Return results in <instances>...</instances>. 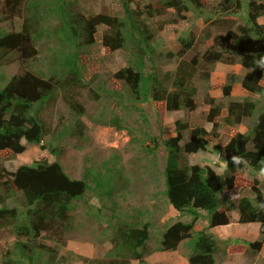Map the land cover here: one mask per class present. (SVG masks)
<instances>
[{
  "label": "trees",
  "instance_id": "1",
  "mask_svg": "<svg viewBox=\"0 0 264 264\" xmlns=\"http://www.w3.org/2000/svg\"><path fill=\"white\" fill-rule=\"evenodd\" d=\"M187 1L200 10L209 0ZM86 4L84 0H0L4 22V29H0V68L15 61L19 70L6 79L0 76V236L12 239L0 254V264H67L75 260L71 253L61 252L66 248L67 235L75 228V203L87 194L94 195L117 219L109 237L110 248L102 258L88 264H144L151 225L143 219L153 214L150 209L155 205L147 209L142 194L132 202H116L117 190L127 187L130 180L123 175L120 156L112 155L95 167L85 168L80 179L71 177L58 160L65 152L60 146L64 139L85 134L82 118L86 111L79 92L87 88L92 99L102 94L121 99L125 92L134 102L152 100L159 113L194 111L198 95L194 81L209 83L218 63L240 65L243 76L234 82L248 96L233 100V83H209L205 89L221 90L226 103H217L207 93L204 102L209 109L202 121L176 120L175 135L162 141L167 158L161 194L175 213L190 219L166 227L154 250L172 252L187 240L188 264H216L217 240L204 230L195 231L194 226L202 216L207 228L227 225L234 210L238 223L257 225L258 239L246 243L248 249L254 253L264 250V193L258 187L260 179L264 181L260 175L264 172V108L254 116L257 104L249 96L264 94V51L255 50L264 44V24L259 22L264 18V0H248L246 22L235 30L226 26L224 35L214 39L220 48L212 47L189 60L185 56L195 46L192 35L189 40L179 38L181 47L176 52H158L154 46L156 36L177 23L168 17V11L182 18V12L188 10L183 0H117V10L103 7L100 12L89 10ZM218 6L221 16L215 21L223 25L233 23L235 14L243 9L239 0H221ZM161 17L165 19L153 22ZM92 48H98L103 58L118 50L126 52L127 65L109 75L111 85L109 78L97 84L96 75L88 83L84 81L85 65L96 53ZM159 56L175 60L171 80L169 72L159 78L154 67ZM40 57L42 63H38ZM118 82L122 90L109 87ZM58 96L67 118L46 117V110L53 107ZM248 118H254L248 134L235 132L226 143L220 142L224 129L236 128ZM101 120L116 131L127 130L130 141L138 144L120 117ZM23 141L48 150L57 159L22 164L8 171L3 162L25 151ZM150 141L151 146L145 145L142 153L156 150L158 140L152 137ZM207 148L215 150L225 164L223 173L187 163L186 156ZM252 170L256 172L250 179L243 177ZM131 178L137 179L134 174ZM225 191L237 193L238 202L220 201ZM9 200L25 212L9 206ZM133 205L138 211L130 215L129 222L119 219L127 209H135Z\"/></svg>",
  "mask_w": 264,
  "mask_h": 264
},
{
  "label": "rangeland",
  "instance_id": "2",
  "mask_svg": "<svg viewBox=\"0 0 264 264\" xmlns=\"http://www.w3.org/2000/svg\"><path fill=\"white\" fill-rule=\"evenodd\" d=\"M188 6L187 11H183L181 16H176L174 11L168 14V17L177 19V23L168 25L163 32L156 36L154 46L156 51H172L176 52L181 47L179 45V38L185 40L190 39V35L194 37L195 46L187 52L186 58L189 60L195 55L201 56L204 51L214 47L220 48V44L215 43L216 36L224 35L227 31L226 26L231 30H235L239 23L246 22L247 3L248 0H239L243 8L239 13L235 14L233 23L216 24V18H219L220 10L218 4L221 0H209L207 4L200 10L194 9L187 0H183ZM87 3L89 10L93 12H100L105 7L108 10H117L119 4L117 0H84ZM165 18H155L153 22L163 21ZM259 22L264 24V18ZM153 24V23H152ZM4 22L0 17V29H4ZM101 32L104 28H100ZM99 32L97 36L100 35ZM96 51L89 57V62L85 65L84 81L88 83L92 75H96L97 84H102L104 80H108L109 75L118 71L121 67L127 65V58L125 51L118 50L113 54L104 56L100 55L98 48H92ZM256 51H264V44H259L255 47ZM103 58V59H102ZM38 63H42L43 58H39ZM154 67L159 71V78L162 79L169 72L170 80L173 77L174 69L176 67L175 60L167 61L164 57L159 56L155 58ZM13 61L0 68V76L6 79L11 75L17 73L18 65ZM35 65V67H39ZM243 70L240 65H224L221 63L215 64L210 75V84H218L223 82L233 83V91L231 99L242 100L248 94L244 92L240 85L234 81L239 80L243 76ZM109 85L112 83V78H109ZM207 82L199 83L194 81V85L198 88V95L195 98L197 107L194 111L181 110L178 112H161L154 107L152 100L143 103L128 100L126 93L123 92L121 99H113L110 95L102 94L98 99H92L89 95L88 89H82L79 92V100L84 105L86 115L82 118L86 128L85 134L82 137H72L64 139L60 146L65 149L64 154L58 158L63 164L66 171L71 177L77 179L83 178L85 175V168L95 167L101 163L102 160L110 158L112 155H119V163L123 166L124 176L130 177L128 186L116 192L117 203L131 201L133 198L140 199L139 194H142L144 205L147 209L154 204L152 210L153 214H147L143 221L150 223V238L147 246V255L144 258V264H188L187 255L189 253L187 240L179 245L177 250L172 252L154 250L159 246V240L165 228L171 226L176 221H188L190 218L186 215H178L170 207L164 196L161 194L163 189V172L166 164L167 152L162 144L164 139H168L175 135L174 122L176 120H183L189 123H197L202 121L205 117L209 106L204 102V97L208 93L216 99L217 103L224 105L226 103L222 98L221 90L208 91L205 89L208 86ZM87 85V84H86ZM122 83L118 82L109 86L116 90H122ZM99 94L101 92H98ZM252 100L256 101L257 108L254 116L264 108V94L249 95ZM53 107L46 110V117H56L59 115L67 118V111L60 96H58ZM121 118L122 124L127 125L132 131L134 144L130 141L127 130L116 131L114 128L103 124L101 120H108L113 116ZM53 120H56L53 118ZM254 118L245 119L236 128H226L222 131L220 142L226 143L235 132L249 133V129L253 124ZM209 129V126L206 125ZM158 140V147L152 152L142 153V148L147 145L151 146L150 138ZM26 149L25 151L8 160L4 161L3 165L8 171H15L22 164L33 165L40 160L49 162L55 161L57 158L48 150H42L39 146L22 142ZM189 165L198 164L201 167H212L216 173H223L225 171V164L221 158L215 153V150L207 148L197 154L186 156ZM154 169V170H153ZM256 171L243 174V177L250 179V175H255ZM134 174L137 179L131 178ZM151 174V176H150ZM260 179V177H259ZM245 181V180H244ZM135 185V186H134ZM258 187L264 193V181L258 184ZM243 191L242 194H246ZM220 201L238 202L237 193L233 191H225L220 196ZM132 202V201H131ZM9 206H16L21 212H25L20 205L15 204L12 200L8 202ZM148 206V207H147ZM133 210L127 209V214L121 213L122 221H128L131 214L138 211V207ZM120 209V207H119ZM122 211H125L122 209ZM125 213V212H124ZM112 212L105 207H102L101 202L94 196L87 194L82 201L75 203V210L73 212L74 231L67 235L66 248L61 252L71 253L70 255L75 260L66 261L67 264H88L92 259H100L105 252L110 248L109 237L110 233L115 228L117 219L112 217ZM230 220L224 232L220 235L216 234L212 228H207V220L202 216L195 224V231H206L210 233L216 240L218 246V254L216 264H264V250L258 253L251 252L246 243L258 239V229L255 223L242 225L238 223L237 211H232ZM150 216V217H149ZM129 222V221H128ZM247 226V227H246ZM12 244V239L8 236H0V254L4 249ZM86 260V261H85ZM132 264H139L133 261Z\"/></svg>",
  "mask_w": 264,
  "mask_h": 264
},
{
  "label": "crops",
  "instance_id": "3",
  "mask_svg": "<svg viewBox=\"0 0 264 264\" xmlns=\"http://www.w3.org/2000/svg\"><path fill=\"white\" fill-rule=\"evenodd\" d=\"M201 214H202V212H201ZM244 225H247V224H244ZM228 226V225H227ZM226 225L225 226H216V227H214V228H212V229H214L213 231L216 233V234H219L218 232L220 231V235L224 232V230L225 229H223V228H225V227H227ZM247 227V226H246ZM256 228H257V226H256Z\"/></svg>",
  "mask_w": 264,
  "mask_h": 264
},
{
  "label": "clouds",
  "instance_id": "4",
  "mask_svg": "<svg viewBox=\"0 0 264 264\" xmlns=\"http://www.w3.org/2000/svg\"><path fill=\"white\" fill-rule=\"evenodd\" d=\"M260 175L264 176V172H261ZM228 224H229V223H228ZM228 224H227V225H228ZM222 226H225V225H222Z\"/></svg>",
  "mask_w": 264,
  "mask_h": 264
}]
</instances>
